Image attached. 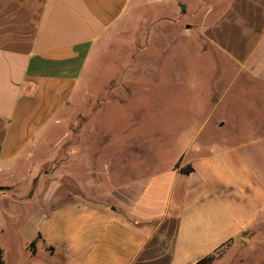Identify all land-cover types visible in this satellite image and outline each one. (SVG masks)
I'll return each mask as SVG.
<instances>
[{"label": "crops", "instance_id": "obj_1", "mask_svg": "<svg viewBox=\"0 0 264 264\" xmlns=\"http://www.w3.org/2000/svg\"><path fill=\"white\" fill-rule=\"evenodd\" d=\"M153 2L162 22L184 18L183 36L198 32L229 64L212 79L225 76L212 111L227 109L214 127L241 116L232 129L246 141L186 150L178 166L143 183L124 218L80 201L55 173L41 174L32 150L72 100L96 44ZM254 154H264V0H0L2 264H196L229 253L264 226Z\"/></svg>", "mask_w": 264, "mask_h": 264}, {"label": "rangeland", "instance_id": "obj_2", "mask_svg": "<svg viewBox=\"0 0 264 264\" xmlns=\"http://www.w3.org/2000/svg\"><path fill=\"white\" fill-rule=\"evenodd\" d=\"M147 6L96 44L72 100L32 150L42 161L41 174L55 173L80 201L124 218L122 207L143 183L178 166L186 150L246 141L234 132L241 116L214 127L227 109L212 111L210 100L224 93L225 76L216 84L212 79L229 64L198 32L183 36L184 18L168 25L154 2ZM252 158L264 174V154ZM247 237L238 249L220 250L217 264H264V226Z\"/></svg>", "mask_w": 264, "mask_h": 264}, {"label": "trees", "instance_id": "obj_3", "mask_svg": "<svg viewBox=\"0 0 264 264\" xmlns=\"http://www.w3.org/2000/svg\"><path fill=\"white\" fill-rule=\"evenodd\" d=\"M190 171H191L190 168L187 167L186 169H182L181 173L188 174V173H190ZM218 253H219V251H216L213 254L203 258L202 260H200L196 264H212L214 261H216L218 259V257H219L217 255ZM0 264H2L1 256H0Z\"/></svg>", "mask_w": 264, "mask_h": 264}, {"label": "water", "instance_id": "obj_4", "mask_svg": "<svg viewBox=\"0 0 264 264\" xmlns=\"http://www.w3.org/2000/svg\"><path fill=\"white\" fill-rule=\"evenodd\" d=\"M241 239H243V238H241Z\"/></svg>", "mask_w": 264, "mask_h": 264}]
</instances>
